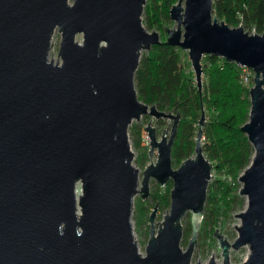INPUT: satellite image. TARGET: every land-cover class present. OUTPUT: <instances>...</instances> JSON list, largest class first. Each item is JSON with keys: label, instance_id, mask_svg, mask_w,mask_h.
Segmentation results:
<instances>
[{"label": "water", "instance_id": "water-1", "mask_svg": "<svg viewBox=\"0 0 264 264\" xmlns=\"http://www.w3.org/2000/svg\"><path fill=\"white\" fill-rule=\"evenodd\" d=\"M144 4L0 0V264H191L213 169L202 148L205 113L194 156L173 169L180 115L143 103L134 85L141 53L162 43L142 23ZM212 4L178 0L169 10L175 26L163 25V43L187 51L199 93L204 56L254 74L248 121L240 128L254 150L238 178L246 208L234 215L240 224L233 243L217 229L213 237L223 264L230 249L244 246V264H264V30L231 28L212 14ZM56 29L61 40L54 61ZM144 115L172 124L159 140L150 120L144 127L148 157L156 150L157 159L140 177L128 128ZM151 179L159 186L172 181L170 209L155 231V204L142 255L133 235V199L149 196ZM187 211L191 236L183 250ZM208 264H215L212 257Z\"/></svg>", "mask_w": 264, "mask_h": 264}, {"label": "trees", "instance_id": "trees-1", "mask_svg": "<svg viewBox=\"0 0 264 264\" xmlns=\"http://www.w3.org/2000/svg\"><path fill=\"white\" fill-rule=\"evenodd\" d=\"M171 2L155 0L148 8L145 7L142 16L147 30L161 31L163 24L171 21ZM212 14L229 27L241 24L244 31L257 34L264 30V0H213ZM161 41L141 53L134 75L138 99L147 105H155L160 111L180 115L171 149L172 158L179 162L194 154L196 124L202 109L213 112L214 116L209 121L205 120L202 136L206 132L209 138L215 137L212 141L202 143L203 153L212 161L214 172L221 173L223 168L226 172L224 177L209 181L204 215L197 234L199 237L205 231L208 232L220 208L230 213L243 207L244 197L237 191L232 192L231 184L226 179L238 177L250 164L254 154L246 135L240 129L248 120L249 91L238 81L236 64L219 57L205 56L203 68L207 81L199 93L185 52ZM216 114L220 119H216ZM129 131L139 139L140 127L131 126ZM217 131L225 137L216 135ZM138 164L141 162L138 161ZM144 209L143 203L137 202L132 210V219L138 226L140 218L146 217Z\"/></svg>", "mask_w": 264, "mask_h": 264}, {"label": "rangeland", "instance_id": "rangeland-1", "mask_svg": "<svg viewBox=\"0 0 264 264\" xmlns=\"http://www.w3.org/2000/svg\"><path fill=\"white\" fill-rule=\"evenodd\" d=\"M155 0H145V4L143 6V11L145 10V7L148 8L150 4L153 3ZM178 2V0H172L171 5H174ZM69 3L72 4V0H69ZM171 8V7H169ZM170 10V9H169ZM143 14V12H142ZM142 23H143V16H142ZM144 25V23H143ZM168 28H172L175 26V23L173 21H170L168 23H164ZM238 24L237 26H239ZM235 26V27H237ZM233 28V27H231ZM149 32L152 31V29L148 30ZM153 31H157L160 35L161 40H166V33H165V27L163 26V29L160 31L159 29H153ZM253 31H251L252 33ZM249 33V32H248ZM61 40V33L56 29L52 35V45L50 47L49 51V58L56 61L57 59V54H58V48H59V43ZM76 40L78 42H81L82 36L77 35ZM185 52V58L187 62L190 65V61L188 58L187 51ZM205 57V56H204ZM203 57V58H204ZM203 58L201 60V66L203 69L202 73V89L204 83H206V73L204 72L203 68ZM191 69V66H190ZM191 75L193 76V79L195 80L194 73L191 69ZM239 75H240V70L238 69V81L241 86L249 89L253 86V72L251 71L249 79L247 82H240L239 80ZM202 91V90H201ZM250 100V97H249ZM150 106V105H149ZM172 113V112H171ZM205 113V120L209 121L212 116H214L213 112L204 110ZM175 114V113H173ZM201 116V113H200ZM249 117V114H248ZM200 118V117H199ZM216 119H220V116L216 114ZM149 120L152 122V126L155 128L156 131V137L159 140L160 136L163 132V129L165 130L166 128L168 129V134L171 128L172 120L170 119H155L152 116L149 115H144L142 116L139 120H134L129 127L131 126H138L141 129L139 139L135 138L130 134L129 128H128V139H129V144L131 147V150L133 152V165L139 170V175L141 177V172L151 163H155L157 159V151L154 150L152 153L151 157H148V149H149V140L147 138V132L144 130V127L146 124L149 122ZM248 121V120H247ZM246 121V122H247ZM245 122V123H246ZM244 123V124H245ZM168 125V126H167ZM204 126V125H203ZM203 128V127H202ZM196 130H198V123L196 124ZM216 135H219L220 133L217 131L215 132ZM220 137H225V135H219ZM217 136V137H219ZM215 136L209 138L206 135L202 136V143L203 142H208L212 141ZM136 140L138 144L136 145ZM218 141V140H217ZM194 154H192L190 157H193ZM146 157V158H145ZM138 161L141 162V164H138ZM210 161V160H209ZM212 163V161H210ZM181 162L179 161H174V159L171 156V166L173 169H177L178 166L180 165ZM225 169H222V172H214L212 169V178L211 180H214L215 178H222L224 177ZM242 174V173H241ZM240 174V175H241ZM239 175V176H240ZM238 177L236 178H231L227 177L226 181L231 184V191H237L239 194V190L241 188V183L238 181ZM210 180V181H211ZM172 190V181L169 180L164 186H159L158 183H156L155 180L151 179L150 184H149V196L146 199H141L139 195H136L133 199V208L135 207V204L138 202L143 203L145 209L143 213H146V217L144 216L143 218H140V225L136 223L134 219H132V228H133V235H134V240L137 243L138 246V251L144 255L145 254V246L147 244V240L149 238V232H150V224H149V216L151 214L152 209L155 207V204L157 203L156 206V211L154 215V230L156 231L159 228V223L163 221V216L168 214L169 209H170V191ZM138 200V201H137ZM246 208V199L244 197V204L241 209L235 210L234 212H230L227 210H223V208H220V211L218 215L215 217L212 225L209 227L208 232L202 235V236H197V241L193 249V253L191 256V264H196L199 262L200 264H208L210 261V258L212 257V260H217L219 264H223V257L221 253V249L218 246V241L213 237L214 231L217 229L219 230L223 237L229 242L233 243L237 237V231L234 225L238 226L240 224L239 218L237 216L235 217V214H238L242 211H244ZM167 210V213H166ZM133 214V213H132ZM140 216V212H139ZM138 216V218H139ZM190 216L191 212L187 211L183 218L181 219V225L183 229L182 233V239L180 242V246L183 250H185L188 240L190 239L191 236V226H190ZM137 218V219H138ZM157 223V225H156ZM208 229V228H207ZM197 253V256H196ZM213 254V256H212ZM249 254V250L247 246L241 247L239 250H229V264H244V262L247 259V256ZM199 259V260H198Z\"/></svg>", "mask_w": 264, "mask_h": 264}, {"label": "built area", "instance_id": "built-area-1", "mask_svg": "<svg viewBox=\"0 0 264 264\" xmlns=\"http://www.w3.org/2000/svg\"><path fill=\"white\" fill-rule=\"evenodd\" d=\"M254 32H252L253 34ZM238 69L240 70V75H239V80L240 82H247V80L249 79L250 73L251 71L246 68L245 66H239L237 65Z\"/></svg>", "mask_w": 264, "mask_h": 264}, {"label": "bare ground", "instance_id": "bare-ground-1", "mask_svg": "<svg viewBox=\"0 0 264 264\" xmlns=\"http://www.w3.org/2000/svg\"><path fill=\"white\" fill-rule=\"evenodd\" d=\"M213 261H214L215 264H219V263L217 262V260H213Z\"/></svg>", "mask_w": 264, "mask_h": 264}]
</instances>
